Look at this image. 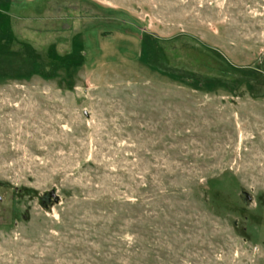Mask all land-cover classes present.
Masks as SVG:
<instances>
[{"label":"rangeland","instance_id":"1","mask_svg":"<svg viewBox=\"0 0 264 264\" xmlns=\"http://www.w3.org/2000/svg\"><path fill=\"white\" fill-rule=\"evenodd\" d=\"M0 264H264V0H0Z\"/></svg>","mask_w":264,"mask_h":264},{"label":"trees","instance_id":"2","mask_svg":"<svg viewBox=\"0 0 264 264\" xmlns=\"http://www.w3.org/2000/svg\"><path fill=\"white\" fill-rule=\"evenodd\" d=\"M31 74V73H30ZM29 74V76H26V77H30L31 75ZM171 76H173V77H175V75H171ZM46 77H48V76H46ZM187 82H189V81H187ZM199 82V81H198ZM210 82H211V80H207L206 81V83H208V84H210ZM215 81H213V83H214ZM213 83H212V85H213ZM190 84H195V82L193 81V83L191 82ZM204 85V83H197V85H196V87L197 88H199V87H202Z\"/></svg>","mask_w":264,"mask_h":264},{"label":"water","instance_id":"3","mask_svg":"<svg viewBox=\"0 0 264 264\" xmlns=\"http://www.w3.org/2000/svg\"><path fill=\"white\" fill-rule=\"evenodd\" d=\"M49 195L55 197V199L58 200V196L56 195L55 191H52Z\"/></svg>","mask_w":264,"mask_h":264}]
</instances>
